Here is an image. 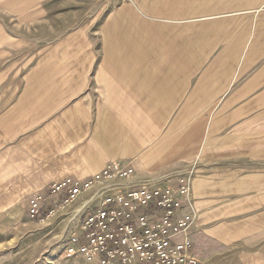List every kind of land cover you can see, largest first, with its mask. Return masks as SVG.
<instances>
[{"label": "crops", "instance_id": "0c3cea01", "mask_svg": "<svg viewBox=\"0 0 264 264\" xmlns=\"http://www.w3.org/2000/svg\"><path fill=\"white\" fill-rule=\"evenodd\" d=\"M111 164L188 180L198 264H264V0H0V213Z\"/></svg>", "mask_w": 264, "mask_h": 264}, {"label": "built area", "instance_id": "2783aa9c", "mask_svg": "<svg viewBox=\"0 0 264 264\" xmlns=\"http://www.w3.org/2000/svg\"><path fill=\"white\" fill-rule=\"evenodd\" d=\"M158 184L138 179L130 166L111 164L94 177L51 184L29 200L28 213L44 221L79 201L65 254L84 264H198L189 238L178 240L190 223L178 215L188 180L176 188ZM55 198L57 206L51 205Z\"/></svg>", "mask_w": 264, "mask_h": 264}, {"label": "rangeland", "instance_id": "374dc122", "mask_svg": "<svg viewBox=\"0 0 264 264\" xmlns=\"http://www.w3.org/2000/svg\"><path fill=\"white\" fill-rule=\"evenodd\" d=\"M59 203L55 198L51 205ZM79 206L77 201L44 221L29 215V203L22 213H0V264H84L65 254Z\"/></svg>", "mask_w": 264, "mask_h": 264}]
</instances>
